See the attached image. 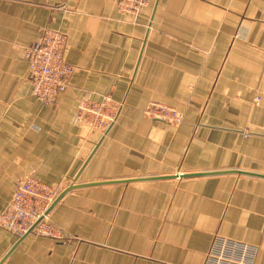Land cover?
Segmentation results:
<instances>
[{
  "label": "crops",
  "instance_id": "crops-1",
  "mask_svg": "<svg viewBox=\"0 0 264 264\" xmlns=\"http://www.w3.org/2000/svg\"><path fill=\"white\" fill-rule=\"evenodd\" d=\"M118 2L0 0V213L27 176L78 185L50 213L65 237L0 227V264H205L217 234L264 264V0H148L137 19ZM45 28L74 68L50 105L23 54ZM104 96L122 107L102 134L76 109Z\"/></svg>",
  "mask_w": 264,
  "mask_h": 264
},
{
  "label": "built area",
  "instance_id": "built-area-1",
  "mask_svg": "<svg viewBox=\"0 0 264 264\" xmlns=\"http://www.w3.org/2000/svg\"><path fill=\"white\" fill-rule=\"evenodd\" d=\"M148 0H119L118 11L137 19ZM67 35L53 28H45L41 36L24 48L32 94L43 104L57 101L68 87L73 66L65 60ZM121 103L110 96L100 100L85 98L76 109L78 123L92 132H108L116 121ZM148 118L160 119L171 124L184 121L178 109L159 102H149L143 110ZM60 190L30 175L17 182L13 196L0 213V227L23 238L30 233L63 239L64 233L50 220L51 210ZM264 238V229L262 231ZM258 246L240 240L215 235L206 254L205 264H255Z\"/></svg>",
  "mask_w": 264,
  "mask_h": 264
},
{
  "label": "water",
  "instance_id": "water-1",
  "mask_svg": "<svg viewBox=\"0 0 264 264\" xmlns=\"http://www.w3.org/2000/svg\"><path fill=\"white\" fill-rule=\"evenodd\" d=\"M190 175H197V174H190ZM182 176H184V175H182ZM76 187H78V185H71V186H69V187H67L65 190H63L61 193H60V195L58 196V198H57V200H56V202L66 193V192H68L69 190H71V189H74V188H76Z\"/></svg>",
  "mask_w": 264,
  "mask_h": 264
},
{
  "label": "rangeland",
  "instance_id": "rangeland-1",
  "mask_svg": "<svg viewBox=\"0 0 264 264\" xmlns=\"http://www.w3.org/2000/svg\"><path fill=\"white\" fill-rule=\"evenodd\" d=\"M144 114V113H143Z\"/></svg>",
  "mask_w": 264,
  "mask_h": 264
}]
</instances>
